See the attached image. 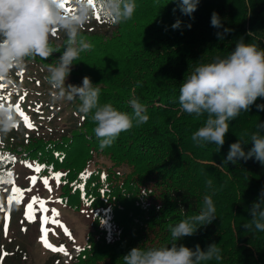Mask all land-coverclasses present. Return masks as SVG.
Wrapping results in <instances>:
<instances>
[{
	"label": "trees",
	"instance_id": "16d2710c",
	"mask_svg": "<svg viewBox=\"0 0 264 264\" xmlns=\"http://www.w3.org/2000/svg\"><path fill=\"white\" fill-rule=\"evenodd\" d=\"M135 2L127 22L110 24L101 16L109 35L84 30L94 47L81 53L70 76L100 83V103L110 102L121 111L131 112L128 101L138 97L149 120L101 148L90 115L81 114L69 131L54 137L28 135L1 146L0 154H19L36 163L39 175L60 173V200L75 211L89 209L85 242L69 264H122L119 259L133 247L170 245L169 226L198 214L205 195L212 197L216 218L177 245L194 250L199 244L206 250L217 244L222 259L202 264H264V232L243 227L264 190V165L254 157L225 163L238 139L246 152L253 146L251 135L264 123V109L257 107L264 98L229 121L219 151L215 144L200 147L191 140L206 115L182 112L178 100L180 83L198 64L226 56L240 39L264 48V0H200L192 16L181 13L178 0ZM213 12L221 18V28L211 26ZM177 19L181 27L173 29ZM64 39L63 34L59 42L53 38L61 51ZM60 55L34 61L47 68ZM100 158L109 164L102 165ZM12 165L5 159L0 182L8 179Z\"/></svg>",
	"mask_w": 264,
	"mask_h": 264
},
{
	"label": "clouds",
	"instance_id": "9594fccd",
	"mask_svg": "<svg viewBox=\"0 0 264 264\" xmlns=\"http://www.w3.org/2000/svg\"><path fill=\"white\" fill-rule=\"evenodd\" d=\"M200 0H178L182 14L192 16ZM102 6L103 18L110 24L130 20L136 10L135 0H70L71 12L66 13L58 0H0V86L15 90L14 76L24 70L36 57L43 60L60 52L58 59L47 66L45 76L50 86L53 102L79 101L78 112L91 117L95 125L94 135L100 147L112 145L122 132L149 120L147 107L138 97L128 101L132 111H121L112 103H100L101 88L84 76L82 84L66 83L74 62L83 52L94 45L84 36L85 27L96 17L97 8ZM175 11V9H174ZM182 21L177 19L171 27L179 29ZM211 26L222 27L218 13L211 15ZM190 27V25H189ZM57 31L65 37L63 51L54 46L53 37ZM225 32L230 29H225ZM218 37L221 36L217 33ZM258 98H264V48L255 43L236 42L235 49L224 57H217L210 63L198 64L190 74L185 75L179 87L181 111L201 117L206 115L204 126L191 135V140L200 147L215 144L217 151L225 143L229 132V121L235 120L241 112H248ZM264 109V105H257ZM19 120L11 105L0 104V140L17 128ZM252 147L247 152L245 143L239 139L229 147L225 163L235 164L243 159L255 158L264 165V123L251 135ZM207 185L211 187L212 181ZM147 191V190H145ZM182 213L185 211L180 209ZM250 223L264 232V190L260 198L249 209ZM216 207L210 195L204 196L203 207L198 214L186 216L176 225H170L172 243L159 247H133L123 255L122 264H202L203 261L221 260L217 244L202 250L177 241L196 234L199 228L211 224L216 218Z\"/></svg>",
	"mask_w": 264,
	"mask_h": 264
},
{
	"label": "rangeland",
	"instance_id": "374dc122",
	"mask_svg": "<svg viewBox=\"0 0 264 264\" xmlns=\"http://www.w3.org/2000/svg\"><path fill=\"white\" fill-rule=\"evenodd\" d=\"M85 30L107 35L111 31L104 19L96 18ZM59 35L62 33L57 31L53 37L56 42H59ZM46 71V67L33 60L24 70L15 74V90L0 86V104L11 105L15 110L18 105L20 109L19 112L16 110L19 120L17 128L0 140V147L22 141L32 134L54 137L69 131L78 123L81 115L78 112L79 103L53 102L52 90L45 80ZM82 79L69 76L66 83L80 85ZM24 117H27V123ZM13 157V165L7 171L11 175L6 181L0 182V264H69L85 242L91 219L89 209L84 207L75 211L67 207L59 198V180L55 178V173L39 175L35 171L36 163L19 154ZM100 163L109 164L103 158H100ZM34 176L35 182L31 179ZM44 179L48 180L47 185L43 183ZM13 188L20 189L18 197L13 194ZM30 203L33 204L31 213L28 209ZM42 228L45 231L42 232ZM41 237L52 248L63 247L65 251L51 250Z\"/></svg>",
	"mask_w": 264,
	"mask_h": 264
},
{
	"label": "snow or ice",
	"instance_id": "6c2138e0",
	"mask_svg": "<svg viewBox=\"0 0 264 264\" xmlns=\"http://www.w3.org/2000/svg\"><path fill=\"white\" fill-rule=\"evenodd\" d=\"M58 3H59V6H60V7L66 12V13L72 11V9H71L69 6H67L68 3H69V0H58ZM101 16H103V9H102V6L98 7V8H97V11H96V18H97V19H100ZM0 99H2V98H0ZM16 110H17V112L20 111L18 105H17V107H16ZM20 115L23 116V113L21 112ZM24 119H25V122L27 123V117H24ZM28 126L31 127L32 125H31V124H28ZM5 159H10V160H13V161L15 160L14 157H5L4 154H0V176H3V175H4L2 169H3V167H4V161H5ZM29 167H31V165H29ZM49 170H50V169H49ZM35 171H36V172H40V171H41V167H40V166H37L36 169H35ZM8 175H11V172H10V171L8 172ZM60 175H61L60 173H56L55 178H56L57 180H59ZM81 176H82V178H83V174H81ZM31 179L33 180V182H35L36 177H35V176H34V177H31ZM43 183H44L45 185H47V184H48V180H47V179H44V180H43ZM29 190H30V189H29ZM12 191H13V194H14V195H16L17 197L19 196V194H20V189H18V188H13ZM9 202H11V198H10ZM33 202H35V198H34ZM41 207H43V205H41ZM32 208H33V204H31V203L28 204V209H29V212H30V213H31ZM53 211H55V210H53ZM57 215H58V213H57ZM45 220H47V218H45ZM41 231L43 232V231H45V230L42 228ZM65 231L67 232V229H65ZM45 234H46V233H45ZM41 239H42L43 243L45 244V246L51 248V250H53V251H61V252H64V251H65L63 247H61V248H59V249L52 248V246L49 245V244L47 243V240L43 239V237H41ZM65 255H67L66 252H65Z\"/></svg>",
	"mask_w": 264,
	"mask_h": 264
}]
</instances>
